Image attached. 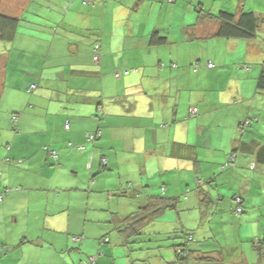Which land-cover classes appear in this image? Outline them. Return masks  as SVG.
Here are the masks:
<instances>
[{"label":"crops","instance_id":"obj_1","mask_svg":"<svg viewBox=\"0 0 264 264\" xmlns=\"http://www.w3.org/2000/svg\"><path fill=\"white\" fill-rule=\"evenodd\" d=\"M199 2L213 11L224 8L240 12L257 7L254 0ZM197 3L198 0H63L60 3L63 5L56 7L64 11L57 22L59 27L49 37L54 12L42 16L43 10L52 4L50 0H0V13L24 20L13 41L20 36L27 42L43 45L45 39L40 38L41 34L50 38L48 51L45 53L43 47L39 53L32 51L23 69L22 61L18 68L9 67L14 48L0 44V170L8 177V183L6 179L0 181V191L5 185L19 188L0 200V264H75L86 259V251L94 254L100 249L108 255L115 251L99 246L96 241L99 235L111 230V223L115 225L114 218L106 213H101L90 225L91 229L101 228L93 235L95 239L85 237L80 248L71 245L76 242L68 233L87 234L86 226L79 219L71 221V201L61 195L74 189L85 191L87 155L70 151L51 165L46 162L45 144L61 145L66 139L79 143L84 132L102 129L93 153L101 149L105 153H127L131 148L143 151L148 153L147 170L154 173L190 169L189 163L170 155L178 142L193 145L201 137L205 152L218 136L216 145L224 147L222 152L219 156L205 152L207 158L201 159L199 165L200 173L212 175L239 139L248 141V133L238 137L236 125L241 118L247 114L257 116L255 127L263 131L253 128V138L264 140V93L255 91L254 84L264 59V39H223L217 42V50L223 45L234 52L222 59L215 58L206 40L216 31L217 23L214 20L197 23ZM182 9L186 11L184 17ZM176 17L185 23L176 25ZM41 20L48 24L42 26ZM153 30L167 35L171 43L151 44L149 36ZM97 40L101 43V59L94 62L92 46ZM57 46L60 51H56ZM239 47L245 49L244 60L254 64L250 70L233 66ZM17 52L24 53L20 57L25 59L29 51L21 47ZM64 58L68 59L63 64L69 66L66 71L58 67ZM209 58L217 64L215 70L205 66ZM161 60L167 63L173 60L178 67L161 69L158 67ZM195 62L199 63L198 70L190 66ZM223 75L228 77V84L226 79L221 81ZM233 80L236 83L232 84ZM33 82L40 86L30 96L27 88ZM7 88L10 90L6 93ZM235 98L240 102L233 104ZM191 105L199 107V116L189 117ZM98 106L103 109L102 116H91ZM218 111L224 118L217 126L225 127L226 121L229 128L216 133L212 115ZM14 112H18V130L12 125ZM66 120L73 131L64 129ZM6 156L12 157V162L22 159L23 163H7ZM109 157L111 162L116 160L112 154ZM237 166L231 175L233 184L240 174L246 177L244 174L250 171L245 154L238 153ZM115 168L124 172L120 166ZM237 188L246 190L244 186ZM11 202L21 204V213L34 208V214L42 219H37L33 227L23 226L25 222L18 223L16 215L6 209V203ZM241 225L252 233L264 229L249 216ZM240 254L226 263L243 264ZM107 259L98 261L109 264ZM257 263L262 264L250 262Z\"/></svg>","mask_w":264,"mask_h":264},{"label":"trees","instance_id":"obj_2","mask_svg":"<svg viewBox=\"0 0 264 264\" xmlns=\"http://www.w3.org/2000/svg\"><path fill=\"white\" fill-rule=\"evenodd\" d=\"M168 2H176V0H168ZM197 4V23L206 20H214L217 23L216 31L211 38L206 40L211 55L215 58L222 59V57L232 53L223 45L219 46L220 48L217 50V42H221L223 39L238 38L248 41L264 39V13L255 10L232 12L224 8L213 11L206 8L203 2ZM22 20V17L0 13V40H12L16 35L17 28L22 23L24 24ZM149 39L150 43L155 45L171 43L169 37L161 34L158 30H153ZM239 48L245 50L243 47ZM92 49L93 59L98 62L101 59V43L99 40L93 43ZM236 53L240 54L242 52ZM253 65L252 62L247 60L245 62L240 61L238 65L235 64L238 69L244 70H250ZM190 66L195 70L199 69V63H192ZM205 66L215 70L217 64L212 58H209L206 60ZM158 67L161 69L166 67L176 68L178 64L173 60L169 63L161 60L158 62ZM119 72L116 71V74H119ZM126 72H129V70H126ZM254 84L255 91L264 93V59L260 63L258 76L254 77ZM39 86L35 82L29 84L28 93L35 94V90ZM234 102H238V99ZM17 113L14 112L11 118L12 125L18 130ZM200 113L197 105L189 107L188 114L190 117L199 116ZM102 114L103 109L98 106L96 112L91 116L100 117ZM256 120H258L257 116L248 114L239 120L236 127L242 132L238 133V137L248 133V141L239 139L235 147L229 150L225 160L220 164L221 170L224 172L221 173L219 167L212 175L198 173L201 172L199 171L201 159L207 158L206 153L202 150L205 141L201 137L193 145L178 142L175 144V148L173 147L174 151L170 152V155L180 157L179 159L189 163L190 169L173 172L159 170L154 171V173L148 172V153L143 151L131 148L127 153L121 151L105 153L101 149L99 152L95 151L93 153V147L102 137V129L84 132L83 139L79 143L74 142L72 139H66L65 144L61 145L45 144L43 146L44 155L47 157V161H45L51 165L57 164L58 157L60 158L61 155L66 156L70 151L87 155L84 164L85 192L88 193V199L86 200L89 203L93 193H98L94 200L96 205L93 208L97 209L100 214L106 213L114 218L115 225L111 223V230L99 236L97 235L96 241L99 246L110 247L115 251L110 255L100 249L94 254H89L86 251V259L75 264H100L98 260L103 257L108 258L109 264H119L118 256L125 258V262L122 264H228L234 257H237L239 252L242 254L243 264H245V261L246 264L254 261L260 262L264 256V229L260 230L259 233L249 232L250 235L247 240H251L252 246H241V244L234 241L222 245L216 235L212 236L205 232L211 230L217 224H232L230 230L236 229L240 233L247 231L241 224L245 222L247 217L244 212L248 201L251 199L249 195H254L250 187H248L249 190H239L235 187L231 175L238 167V153H243L248 157V169L251 168L253 171L252 178L256 180V178L261 177L256 169L258 167L264 169V140L253 138L254 130L249 128L252 123L255 125ZM64 126L66 132L73 131L69 120H66ZM191 148L195 150L192 152ZM186 149L189 152H186ZM111 154L116 159L112 162L109 157ZM11 160H13L12 157L6 156L5 161L7 163L16 165L23 163V160L19 158L15 162ZM115 166L122 167L124 172H121ZM262 173L261 180H264V172ZM221 174V181H218V175ZM224 176L225 179H223ZM5 177H7L6 174L0 170V181L3 182L6 179L5 183H8V177ZM17 189L19 188L5 185L0 191V200H3L6 194L9 195ZM227 207L230 209L226 210ZM253 210L254 208L249 209V212L253 213ZM169 212L170 217H166ZM84 213L85 221H95L96 217L98 219V216H100L98 214L89 217L86 214V209ZM218 213L222 217L225 216L226 220L216 218ZM207 218L212 220L210 221L212 222L209 225L210 228L206 227L205 220ZM113 230H115V234L111 233ZM68 234L72 235V241L76 242L74 244H77L80 248V243L83 242L86 234L82 232H69ZM91 238L95 239V237ZM207 240H212L209 246L205 245ZM34 241L31 240V242ZM145 243L147 246H142ZM151 243H154L155 246H150ZM12 245L16 246V244ZM238 246L241 247L238 249ZM165 248L171 250L172 253L166 254ZM1 252L4 253L5 250L2 249ZM248 252L252 254V257L257 252V260H252ZM227 261L228 263H226Z\"/></svg>","mask_w":264,"mask_h":264},{"label":"rangeland","instance_id":"obj_3","mask_svg":"<svg viewBox=\"0 0 264 264\" xmlns=\"http://www.w3.org/2000/svg\"><path fill=\"white\" fill-rule=\"evenodd\" d=\"M62 1L63 0H50V3H52V4L51 5L48 4V8L43 10L44 14L42 17H47L48 14H51L52 12H54L53 16H54V24L55 25L54 24L49 25V27L51 28L50 31L48 32L49 37H52L53 32L59 27L57 22L60 21L59 17L62 16V13H64V11L60 10L59 8H56V7H58L59 5H63V4H60ZM199 1L200 0H198V3H199ZM53 2H56L59 5H55ZM254 3L257 7L262 9V10H259L256 7V8H254L255 11L264 13V0H254ZM65 4H67V2ZM182 4H184V6H185L184 1L182 2ZM249 4H250V1H249ZM181 13H182V16L184 17L186 11L184 9H182ZM133 14L136 15L137 14L136 11H134ZM138 16H139V14L137 15V17ZM29 20H31V19H29ZM23 22H24V20H23ZM41 22H42V26H46L48 24V21H42L41 20ZM182 23H185L184 20H179V19H177V17L175 18V24L176 25H181ZM103 24H104V22H103ZM106 24H107V22H106ZM63 27L66 29V26H63ZM47 37L48 36H45L43 33L41 34L40 38L45 39V40H43V45L40 44L39 42H33V41L27 42L25 39H23L20 36H18L14 41L13 40H7V41L3 40L2 42L0 41V44H8L9 46H12L14 48V49H12L13 53L11 54V57H10L9 67L10 68H18L19 67L18 63L20 61H22V64L20 66L22 67L21 69H23L25 64H27V61H28L27 58L31 56L32 51L39 53V51H41L42 47L45 48L44 52L46 53L48 51V44L50 43V38L46 39ZM21 47H22V50L24 49V50L29 51L28 54L25 56L26 57L25 59L20 57V55L23 56L24 53H18L17 52V50L21 49ZM56 51H60L59 46L56 47ZM231 52H234V51H231ZM236 52H242V53H240V54L236 53V57L234 60L235 64H238L240 61L245 62V60H244V58L246 56L245 51L242 50L241 48H237ZM59 59H61V58H59ZM232 59H234V58H232ZM93 61L95 62L94 59H93ZM66 62L68 63V59L64 58V60L62 61V63L58 67H62L66 71V69L69 68L68 65H63ZM195 63H198V62H195ZM233 66H235V65H233ZM226 67H229V64L226 65ZM222 79L227 80V82L225 84L229 83L228 77L226 75H223L221 77V81H222ZM234 82L236 83V80H233L232 84ZM236 85L237 84H234V86H236ZM9 90L10 89L7 88L5 92L7 93ZM30 96H32V95L30 94ZM235 100H237V99H234V101ZM238 102H240V101L238 100ZM238 102L233 103V104H237ZM212 118L216 122V124L213 125V131H216V133H219L222 129H228L229 128V125H226V123H227L226 121L224 122L225 127H222L223 126L222 124H220L221 126H217L219 124V122L223 123L222 119L224 117L221 115L220 111H218L216 114L212 115ZM249 128H255L257 131H263L261 127H259V126L255 127V125L253 123ZM238 132L241 133L242 131L239 130ZM219 140L220 139L218 138V136L216 138H214L213 146L210 149L205 150V152L207 154L212 153L213 155L219 156L220 153L222 152L221 148H224V147H220V148L217 147L216 143ZM187 151L189 152V150L186 149V152ZM66 170H71V169H66ZM249 170L250 171H248L247 173L244 174L246 177H242L241 174L239 175V179L234 183V186L235 187L246 186V190L248 189V187H250L252 189V194L254 196H251L248 194L249 198H251V199H250V201H248V205H247V208H246L244 214L246 216H249V217L256 219V223H258V225L262 224L261 226L264 227V180L263 179L261 180V177L263 174L262 172H264V169H262L261 167H258L256 169V171L258 170L260 175H261V177L259 179L256 178V180L252 178V174H253L252 169L250 168ZM219 171L221 173L224 172L221 170V167L219 168ZM198 173L200 174V172H198ZM221 178H222V174L218 175V181H221ZM243 178H246L249 181H245ZM47 194H51V192H48ZM87 194L88 193H86L84 190L80 191L78 189H74V190L63 192L61 195V198L67 196L68 199H70V201H71V205H72V210H71V214H70L71 221L74 218H75V220H77V219L81 220L82 224H84L86 226V232H87L86 237H93V235H95L101 228L100 227H97L95 229L90 228V225L95 223V222H93L92 220H87V221L84 220L85 219L84 210H85V207H88L86 214L89 217H91L93 215L100 214L99 211H97V209L93 208L96 205V201H94V200L96 199V196L98 193H93V195L91 193L92 196L90 195L91 196L90 202L89 203H83L84 200L88 199ZM26 205L29 208L27 201H26ZM5 207L7 210H10V211H12V213L16 214V217L18 218V223H21L24 221L25 223L23 224V226H25V227H28V225H29V227H33L34 222H36L37 219H39V220L42 219L41 215L34 214V208H31V211H28L29 214H28V212L21 213V204H19V203H14V202L6 203ZM252 208H254L253 213H250L249 209H252ZM40 209H44V207L43 208L40 207ZM227 209H230V208L227 207L226 210ZM166 217H170V212L166 215ZM216 218L223 220V221L226 220V217L225 216L222 217V215L219 213L217 214ZM193 220L194 219L192 218V221ZM210 221H212V220L209 218H207L205 220L206 227H208V228L211 227V226H209V225H211L210 223H212ZM95 225H97V224H95ZM195 225H196V223H195ZM231 228H232V224H228V225L217 224V225L213 226V228L211 230H206L205 232H208L212 236L216 235V238L220 241V243L222 245L227 244L228 242L234 241L237 244H241V246H252L251 240L250 241L247 240L248 236L250 235L249 234V232L251 231L250 229L240 233L236 229L230 230ZM228 230H230V231H228ZM111 233L115 234L116 232H115V230H113V231H111ZM63 234H67V233H63ZM68 236L72 240V235L68 234ZM213 242H214V240H213ZM211 243H212V240L211 241L207 240L205 242V245L209 246ZM71 245H74V243H72ZM142 246H147V244L145 243ZM150 246H155V244L151 243ZM168 248L172 249L170 247H168ZM164 251L168 255L172 253L171 250H168L166 248ZM248 255L250 258L252 257V254L250 252H248ZM257 257H258V253L255 252V255L251 259L257 260ZM117 260H118L119 264H122L125 262L124 257L118 256ZM261 262H262V264H264V256L261 259Z\"/></svg>","mask_w":264,"mask_h":264},{"label":"built area","instance_id":"obj_4","mask_svg":"<svg viewBox=\"0 0 264 264\" xmlns=\"http://www.w3.org/2000/svg\"><path fill=\"white\" fill-rule=\"evenodd\" d=\"M210 65V64H209Z\"/></svg>","mask_w":264,"mask_h":264}]
</instances>
